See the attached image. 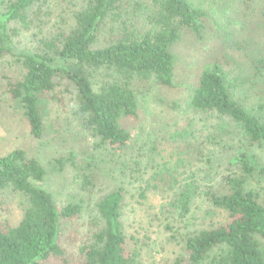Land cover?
<instances>
[{"label": "trees", "instance_id": "16d2710c", "mask_svg": "<svg viewBox=\"0 0 264 264\" xmlns=\"http://www.w3.org/2000/svg\"><path fill=\"white\" fill-rule=\"evenodd\" d=\"M42 1L46 0H0V58L11 56L21 67L18 78L1 75L6 92L35 139L47 132L43 104L65 107L69 95L99 146L110 154L125 150L133 128L143 119L139 93L154 84L163 91L181 89L172 47L184 32L202 39L206 10L199 0H145V31L124 27L108 45L97 47L105 22L118 16L126 0H85L67 30L46 35L31 32L35 19L31 11ZM239 1L253 27L248 31L255 34L248 36V45L259 47V64L264 66V0ZM22 36L31 44L15 52V39L22 41ZM253 37L255 44L250 42ZM232 55L227 65L213 60L197 76L196 86H185L193 110L228 119L245 141L216 153L214 163L225 172L220 183L202 190L193 175L179 170L186 166L183 158L163 160L166 150L159 142L148 150L152 173L146 172L149 176L141 180V198L152 191L166 198V207L182 218L200 192L226 216L225 223L185 237L182 254L173 264H264V166L254 152L264 146V118L251 114L233 95ZM98 73L103 79L95 88ZM257 93L251 97L264 108V89ZM171 105L177 109L179 102ZM173 120L179 129L180 120ZM186 123L171 140L176 150L182 149L180 154H189L190 165L206 148L184 139L192 130ZM57 161L63 165L67 159ZM45 176L44 167L25 150L0 157V191L18 193L24 200L16 225L0 221V264H144L142 246L147 243L127 230L121 187L106 191L94 204L96 215L83 220L86 201L74 198L59 205L40 186ZM84 182L88 180L82 188Z\"/></svg>", "mask_w": 264, "mask_h": 264}, {"label": "rangeland", "instance_id": "374dc122", "mask_svg": "<svg viewBox=\"0 0 264 264\" xmlns=\"http://www.w3.org/2000/svg\"><path fill=\"white\" fill-rule=\"evenodd\" d=\"M84 1H42L31 11L35 18L31 32L46 35L67 30L73 23L72 15ZM199 3L207 12L202 39L196 40L189 32H184L172 47L176 78L181 89L163 91L154 84L139 93L143 119L138 127L133 128L128 147L112 154L108 148L99 146L98 140L84 127L76 114V104L69 95L65 107L53 102L43 104L47 132L43 138L35 139L1 78L2 74L18 78L21 67L11 56L0 58V157L16 149L25 150L44 167L46 176L40 186L49 191L59 205L63 206L74 198L86 201L83 220L96 215L94 204L106 191L121 187L125 197L127 230L132 231L139 242L147 243L142 246L144 264H173L182 254L185 237L226 222L224 213L214 209L200 192L192 201L189 213L182 218L166 207V198L152 191L141 198V180L149 176L146 172L152 173L148 155L150 146L154 142L160 143V149L166 150L163 160L175 162L183 158L182 164L185 162L186 166H178L179 170L184 168L186 174L193 175L203 190L219 184L225 174L214 163L216 153L223 147L236 148L245 142L228 119L193 110L188 105L191 92L186 84L196 86L197 76L208 64L220 60L227 65L233 54L234 70L229 73L231 91L251 114L264 118V108L251 97L264 89V68H261L264 66L259 64L262 54L259 47L248 45V36L255 34L248 31L253 27L249 25L242 4L239 0H199ZM146 8L145 0L138 3L126 0L118 16L105 22L96 46L108 45L124 27L145 31L148 27ZM27 36L30 35L27 33ZM22 37V41L15 39V52L26 50L31 44L26 36ZM255 40L253 37L250 42L255 44ZM101 78L100 73L93 78L95 88ZM176 101L179 106L172 109L171 103ZM173 119L180 120L179 129L174 127ZM187 121L191 123L192 130L184 139L193 144H204L206 148L202 154L204 157L199 156L190 165L186 162L189 154H180L178 151L182 149L176 150L171 140L175 131L183 132ZM233 152H229L228 157ZM254 152L264 166V146ZM62 158L67 159L63 165L57 161ZM83 179L88 180V183L84 182V188ZM23 201L18 193L0 191V221L16 225L22 215Z\"/></svg>", "mask_w": 264, "mask_h": 264}]
</instances>
